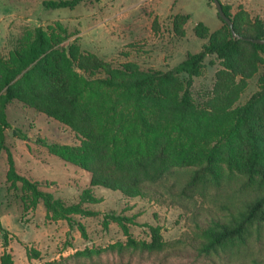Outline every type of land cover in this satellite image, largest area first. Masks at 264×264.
Listing matches in <instances>:
<instances>
[{
    "label": "trees",
    "instance_id": "obj_1",
    "mask_svg": "<svg viewBox=\"0 0 264 264\" xmlns=\"http://www.w3.org/2000/svg\"><path fill=\"white\" fill-rule=\"evenodd\" d=\"M83 2L49 0L44 6L73 10ZM223 8L238 35L264 39V20L251 21L245 14L232 16L229 6ZM188 19L185 15L175 18L178 34L184 35L183 26ZM221 21L223 27L212 34L199 23L195 34L209 39V43L167 72H142L131 62L115 68L98 56L83 52L76 41L70 42L72 34L59 22L29 32L8 56L0 53V152L8 154L10 189L21 184L34 204L42 201L47 219L66 221L87 239L86 226L76 217L94 218L101 214L88 208L103 202L94 194V188L156 201L163 200L166 193L193 197L207 174H212L211 165L221 154H226L230 171L236 154H241L244 174L250 179H264V78L259 92L245 105L234 107L249 80L264 64V45L234 38L229 25ZM211 55L221 62L222 69L217 73L214 97L200 107L193 101L191 89L205 59ZM13 102L64 124L82 137L78 147L38 140L51 154L91 175L89 188L81 192L76 202L69 203L43 190L55 183L33 182L17 172L6 132L13 129L20 140H28V136L10 126L7 110ZM188 167L196 169L178 173L176 185L167 183L174 169ZM243 190V186H237L233 192L244 193ZM261 190L260 187L251 198L232 197L230 203L223 205V218L197 225L195 249L199 255L245 258L261 248ZM110 223L121 227L127 241L108 249L155 253L168 247L160 226H149L150 240H136L130 232V225L136 224L135 216L109 212L103 215V227L108 229ZM0 230L4 247L0 264H15L8 250L11 233L1 222ZM27 256L38 260L41 252L28 248Z\"/></svg>",
    "mask_w": 264,
    "mask_h": 264
},
{
    "label": "rangeland",
    "instance_id": "obj_2",
    "mask_svg": "<svg viewBox=\"0 0 264 264\" xmlns=\"http://www.w3.org/2000/svg\"><path fill=\"white\" fill-rule=\"evenodd\" d=\"M45 1L49 0H0V53L3 56L19 47L29 32L59 22L72 34L70 42L76 41L83 52L92 53L115 68L131 62L142 72H167L209 43V39H200L195 34L199 23L207 26L211 34L223 27L212 0H85L73 10L47 9ZM220 1L230 7L232 16L245 14L251 21L264 20V0ZM179 15L189 17L183 26V36L174 27ZM221 69L215 55L205 59L191 89L196 105L201 107L214 97L217 73ZM262 78L264 64L249 80L234 107L245 105L261 90ZM7 113L10 126L28 136V140H20L13 129L6 132L17 172L33 182L55 183L43 190L69 203L76 202L81 192L89 188L91 175L51 154L38 140L78 147L82 137L19 102L9 105ZM192 169L196 168L174 169L167 183L176 185L178 173ZM211 169L212 174H207L193 197H173L166 193L163 200L156 201L127 198L120 192L94 188V194L103 202L88 205V208L101 214L94 218L76 217L86 226L88 238L85 239L77 227L70 228L66 221L47 219L42 201L34 204L33 197L22 190L21 184L10 189L8 154L1 151L0 222L11 233L8 250L15 264H264V241L260 249L245 258H212L196 251L198 224L223 218V205L230 203L232 197L251 198L260 187L264 190V179H250L244 174L241 154L235 156L233 171L228 168L226 154L219 155ZM237 186H243L245 192L234 193ZM109 212L135 216L136 224L130 225V232L136 240H150L149 226L162 227L168 247L155 253L108 249L110 245L127 241L117 223H110L108 229L103 227V215ZM32 247L41 252L40 259L28 258L27 249ZM3 251L0 230V257Z\"/></svg>",
    "mask_w": 264,
    "mask_h": 264
},
{
    "label": "water",
    "instance_id": "obj_3",
    "mask_svg": "<svg viewBox=\"0 0 264 264\" xmlns=\"http://www.w3.org/2000/svg\"><path fill=\"white\" fill-rule=\"evenodd\" d=\"M214 2V5L218 11V14L220 16V18L229 25L230 29H231V32H232V35L234 38L236 39H242V40H246V41H249V42H252V43H256V44H262L264 45V39H253V38H244L240 35H238L234 29V25H233V22H232V19L230 17L227 16V14L225 13L224 11V8H223V4L221 3L220 0H212Z\"/></svg>",
    "mask_w": 264,
    "mask_h": 264
}]
</instances>
